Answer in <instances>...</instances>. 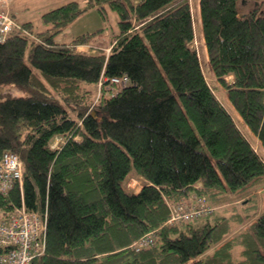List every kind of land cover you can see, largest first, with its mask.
Wrapping results in <instances>:
<instances>
[{"label":"trees","instance_id":"trees-1","mask_svg":"<svg viewBox=\"0 0 264 264\" xmlns=\"http://www.w3.org/2000/svg\"><path fill=\"white\" fill-rule=\"evenodd\" d=\"M89 8L117 13L109 42L55 39ZM199 11L209 78L188 0H68L41 14L43 30L14 20L0 40V164L10 152L21 167L0 214L47 216L27 264H264V192L171 218L215 205L206 192L263 186V2L199 0Z\"/></svg>","mask_w":264,"mask_h":264},{"label":"rangeland","instance_id":"rangeland-1","mask_svg":"<svg viewBox=\"0 0 264 264\" xmlns=\"http://www.w3.org/2000/svg\"><path fill=\"white\" fill-rule=\"evenodd\" d=\"M66 1L68 0H5V1L0 0V8H2L3 10H9V11H10V8H12L11 9L12 14L11 15L9 14V16L11 17L13 21L15 19H17L20 22L25 21V20H30L33 22V30L41 31L45 28V26L41 22V14L44 11L51 9ZM78 1L82 2L84 0H78ZM188 1H189V7L191 10V13L193 14V25L195 26L194 31H197L198 21L200 22L199 0H188ZM258 1L263 2V5H264V0H244V3L248 7V6H251L252 3H255ZM117 19H118L117 13L112 10L108 11L105 16H102L96 8H89L83 11L79 16H77L69 24L63 26L61 31L55 35V39L68 41L71 37H73L76 34L89 33V32L96 31L97 34L91 38L92 40H96V43L94 46H97L99 44H106L107 42H109L111 33L114 32V29L117 26ZM102 27L105 28L104 32L107 33L108 35L106 36L107 39H104V36L99 38L100 34L103 35V31L100 30ZM195 33H196L195 39L192 42H190V45L193 46L196 49V51L200 54V58L202 60V63L207 68V74H208L210 65L208 66V63H207L208 54L206 51V46L203 42L204 39L201 34H197V32ZM85 45H88V44H85ZM208 78H209V74H208ZM3 90H5V86ZM217 92L220 98H222L224 101H225V98L227 99L226 94L224 98V91L222 90L221 87L217 88ZM234 111H233V115H234ZM236 115L237 113L235 112V115H234L235 119L237 118ZM54 138L51 140L50 143L52 144L50 145L53 147H56L62 138L58 136L57 137L55 136ZM258 148L259 147L257 146H253V149L259 153H262V156L264 158V152H262ZM134 182L137 184V186L140 187L139 182L137 180L135 181V179H131L130 185L135 184ZM259 182L262 183V185H264V178L260 179ZM252 189H253V186L249 184L248 186L240 188V190H225V191L216 192L214 194H211V193L209 194L208 192H206L205 194H206L207 201L211 204H215V205H211L214 208L213 211L216 210L214 215H220L223 212L224 207L226 205L228 206L232 204L236 205L237 202L235 200L238 198L246 197L247 195L250 194ZM255 192H257V194H260L259 189L255 190ZM204 196L205 195L203 194H199L195 198H204ZM254 198H258V197L255 196ZM260 202H261L260 206H262V198H260ZM214 206H216V208ZM187 211H188L187 209H182L181 214H184ZM30 219H33L34 223H31ZM44 227H45V221L42 218V216H40L39 214H33V215L31 214L27 216V223L24 228L25 232L22 235L26 238L22 239V247L19 250L18 264H24V261H26L25 258H27L28 256V251H27L26 246L28 242L31 243V240L29 237L30 234L35 235L37 232H41ZM36 249L40 250V247H37Z\"/></svg>","mask_w":264,"mask_h":264},{"label":"built area","instance_id":"built-area-1","mask_svg":"<svg viewBox=\"0 0 264 264\" xmlns=\"http://www.w3.org/2000/svg\"><path fill=\"white\" fill-rule=\"evenodd\" d=\"M5 1V0H4ZM14 21L9 16L8 12L3 10L0 11V40L5 37V33L10 30ZM123 78H126L125 76ZM122 78L112 77L111 81L120 82ZM21 176V167L19 164L18 157L14 153L5 152L3 163L0 164V191L9 187L11 183L18 179ZM7 186L5 187V183ZM214 208L212 206H207L205 202L199 203L194 211H187L184 214L177 213L172 215V219L176 217L188 218L190 216H203L210 213ZM33 214H39L45 221V227L41 232H37L35 235L30 234L31 243L28 242L26 248L28 251V256L24 264H27L28 258H31L34 254L42 252V248L45 240L46 233V216L43 213H38L36 211H27L23 206L17 207L15 212L7 219L0 218V245H12L13 247L9 250L10 253L5 256V253L0 255V264H18L19 261V250L22 247V239L26 238L22 236L25 232V226L27 223V216ZM31 223H34L33 219H30ZM41 228V227H40ZM39 228V229H40ZM40 234L41 239L36 240V236ZM33 239L36 242H33ZM143 244H152L153 243V234L150 233L149 236L145 239H140ZM39 241V242H37ZM40 247V250L36 248ZM23 263V261H22Z\"/></svg>","mask_w":264,"mask_h":264},{"label":"crops","instance_id":"crops-1","mask_svg":"<svg viewBox=\"0 0 264 264\" xmlns=\"http://www.w3.org/2000/svg\"><path fill=\"white\" fill-rule=\"evenodd\" d=\"M11 9L12 8H10V11H11ZM15 20H17V19H15ZM18 21V20H17ZM25 21H28V20H25ZM19 22V21H18ZM21 22H24V21H21ZM198 29H197V31H195V32H197V34H201L202 36H203V33H202V27H201V21L199 22L198 21ZM194 29H195V26H194ZM204 42V41H203ZM76 50H78V51H80V50H87V45H85V44H77L76 45ZM207 60H208V58H207ZM207 63H208V61H207ZM208 66H209V63H208ZM208 74H209V76L211 75V68H209V70H208ZM240 120V119H239ZM241 121V120H240ZM252 138H254V143H260V141L254 136V135H252ZM140 184H141V182H140ZM139 184V185H140ZM138 187L139 186H137V187H135V188H133L135 191L136 190H138ZM257 189H259L260 190V193H262V192H264V185L263 186H259V187H257L256 189H254V190H252L251 192H250V194H256V195H259V194H257V192H255V190H257ZM248 196V195H247ZM258 197V196H257Z\"/></svg>","mask_w":264,"mask_h":264},{"label":"bare ground","instance_id":"bare-ground-1","mask_svg":"<svg viewBox=\"0 0 264 264\" xmlns=\"http://www.w3.org/2000/svg\"><path fill=\"white\" fill-rule=\"evenodd\" d=\"M16 27V26H15ZM12 29V28H11ZM10 29V30H11ZM9 33V32H8ZM8 33H6V34H8ZM110 49V48H109ZM111 50V49H110ZM107 52V51H106ZM109 52V51H108ZM114 84H115V82H113ZM116 84H118V83H116ZM57 137V136H56ZM55 139V138H54ZM52 144V143H51ZM3 157V156H2ZM131 181V180H130ZM130 181H129V183H128V186L130 187V188H135L136 186H137V184L135 183V184H133V185H130ZM136 181V180H135ZM201 183V182H200ZM196 185V184H195ZM202 186V185H201ZM195 194V193H194ZM197 194V193H196ZM199 194V193H198ZM205 197V196H204ZM193 198V197H192ZM182 201V200H181ZM194 201H195V199H194ZM186 202V201H185ZM195 203V202H194ZM206 203V202H205ZM207 204V203H206ZM190 206V205H189Z\"/></svg>","mask_w":264,"mask_h":264}]
</instances>
